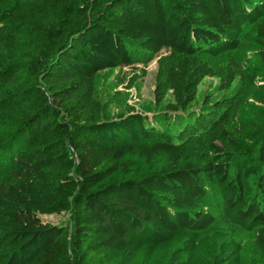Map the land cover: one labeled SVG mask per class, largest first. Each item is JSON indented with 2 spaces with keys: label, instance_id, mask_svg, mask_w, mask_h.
Instances as JSON below:
<instances>
[{
  "label": "trees",
  "instance_id": "16d2710c",
  "mask_svg": "<svg viewBox=\"0 0 264 264\" xmlns=\"http://www.w3.org/2000/svg\"><path fill=\"white\" fill-rule=\"evenodd\" d=\"M0 264H264V0H0Z\"/></svg>",
  "mask_w": 264,
  "mask_h": 264
},
{
  "label": "rangeland",
  "instance_id": "374dc122",
  "mask_svg": "<svg viewBox=\"0 0 264 264\" xmlns=\"http://www.w3.org/2000/svg\"><path fill=\"white\" fill-rule=\"evenodd\" d=\"M143 64L137 63L133 67H125L117 69L114 72L107 71L102 74L103 92L105 99L114 101V110L133 107L134 111L153 116L154 110V90L157 77V60L152 61L146 69L143 70ZM143 72H146L145 75ZM122 83H118L119 78ZM137 76V77H136ZM135 78V85L128 86L129 80ZM211 95V101H215L220 97L218 81L215 78H207L202 86L199 99L192 106L197 110L203 106L204 99L207 95ZM127 106V107H126ZM67 215H41L42 220L51 222H61L65 220ZM250 249L253 248L252 237L248 234L241 235ZM255 254L252 252V256Z\"/></svg>",
  "mask_w": 264,
  "mask_h": 264
}]
</instances>
